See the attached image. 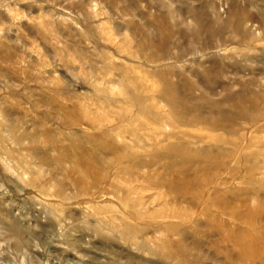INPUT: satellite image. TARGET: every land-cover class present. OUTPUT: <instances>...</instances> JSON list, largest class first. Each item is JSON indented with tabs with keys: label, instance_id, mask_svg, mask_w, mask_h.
I'll use <instances>...</instances> for the list:
<instances>
[{
	"label": "rangeland",
	"instance_id": "374dc122",
	"mask_svg": "<svg viewBox=\"0 0 264 264\" xmlns=\"http://www.w3.org/2000/svg\"><path fill=\"white\" fill-rule=\"evenodd\" d=\"M0 122V264H264V0H0Z\"/></svg>",
	"mask_w": 264,
	"mask_h": 264
},
{
	"label": "bare ground",
	"instance_id": "6f19581e",
	"mask_svg": "<svg viewBox=\"0 0 264 264\" xmlns=\"http://www.w3.org/2000/svg\"><path fill=\"white\" fill-rule=\"evenodd\" d=\"M93 15H95V14H93ZM111 33H112L111 30H104L101 33V35L103 37L108 38V40H110L111 36H112ZM165 41H166V39L163 37L162 34H160L158 37V40L155 42V45H153V48L161 51L162 55H164V53H165L163 51V49H165V43H164ZM116 48H117L118 52L127 51L128 53H130L129 55L132 58H135V60L137 59L138 56L142 55V51L145 50L144 46H140L137 50H134V51L132 50V52L130 51V49L127 46H124V45H119ZM70 62H72V61H67L66 64L68 65ZM127 72L125 74V78L128 81L129 85L133 86V88L131 90H128L126 93L125 92H123V93H125L126 97L131 99L132 102H134L135 104L138 103L139 105H141V107H144V106H146V105H144L146 101L153 102L155 100H162L169 107V113H170L171 117L169 115L168 116L170 118H172L174 121H176L178 123L184 122L186 120V118H187L186 113H187L188 109L186 108V104L184 103V101H182V99H180V98H184V97H183V95H181L180 97L177 96L178 93L181 94L182 88H180L176 84H173L170 81H168V82L165 81V82H162V86L164 88L148 89L145 82H146V80L149 81V79L148 78L146 79V76L144 79L143 76L133 75L134 73L133 72L130 73V70H129V73L131 75H129ZM126 86H128V84H126L124 87H126ZM58 89H59V87H58ZM149 90H152L153 92L150 93ZM160 109H162V107ZM127 111H125L124 113H126ZM145 121H147V120H145ZM11 127H12L11 125L10 126L9 125H3L0 122V144L2 143L4 145L5 142L10 141V143L17 145L20 143L21 139H23V136L16 135V133H14V131ZM2 133H4L5 135H2ZM46 142L47 143L49 142V144H51L53 146L58 144V142H56L50 136H47ZM4 146H6V145H4ZM173 147H177V146H173ZM1 148L2 147H0V153L6 154V152H7V151H5L6 148L3 149L2 151H1ZM96 148L98 149L97 151H101V152L109 149L108 146H103L102 144H97ZM171 150H173V152H169V155L166 157V158H168L169 166L176 162V159L173 156H176L175 152H177V150L175 151V148H172ZM94 152H95L94 150L86 151V150H84V148H81V153H83V155L79 156L78 161H80V160L82 161L81 158H85V159L90 158V160H93L96 162L98 159H97V156ZM171 154H173V156ZM157 156H158V154H157ZM123 157L124 158H130L131 154L125 152V153H123ZM187 157H189V156L187 154L183 153L181 159H184V160L188 159ZM170 158H172L171 161H170ZM0 161H1V159H0ZM171 185H173V184L171 183Z\"/></svg>",
	"mask_w": 264,
	"mask_h": 264
}]
</instances>
